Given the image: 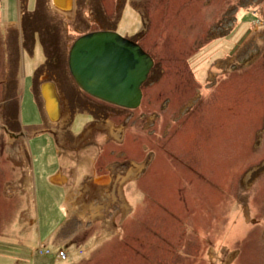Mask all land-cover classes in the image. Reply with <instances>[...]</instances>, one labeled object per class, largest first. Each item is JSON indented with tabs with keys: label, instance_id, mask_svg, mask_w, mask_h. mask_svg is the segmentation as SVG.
I'll list each match as a JSON object with an SVG mask.
<instances>
[{
	"label": "rangeland",
	"instance_id": "obj_1",
	"mask_svg": "<svg viewBox=\"0 0 264 264\" xmlns=\"http://www.w3.org/2000/svg\"><path fill=\"white\" fill-rule=\"evenodd\" d=\"M46 1L0 0V264H264V0ZM102 13L155 66L138 109L70 119L39 37L65 64Z\"/></svg>",
	"mask_w": 264,
	"mask_h": 264
},
{
	"label": "water",
	"instance_id": "obj_2",
	"mask_svg": "<svg viewBox=\"0 0 264 264\" xmlns=\"http://www.w3.org/2000/svg\"><path fill=\"white\" fill-rule=\"evenodd\" d=\"M20 67L24 74V50ZM155 62L136 42L113 30L90 32L72 44L68 68L88 96L127 110L138 109Z\"/></svg>",
	"mask_w": 264,
	"mask_h": 264
},
{
	"label": "trees",
	"instance_id": "obj_3",
	"mask_svg": "<svg viewBox=\"0 0 264 264\" xmlns=\"http://www.w3.org/2000/svg\"><path fill=\"white\" fill-rule=\"evenodd\" d=\"M42 2H45L46 3V5L48 6V3H47V1L46 0H39V2H38V6H37V8H36V12L34 13L35 15H40L39 13H40V11L38 12V7H39V5H41V3ZM88 2H93V0H89ZM41 7V6H40ZM49 7V6H48ZM38 12V13H37ZM103 15V16H102ZM102 15L100 14V16H95V18H96V20L97 21H99V23L102 25V28L101 29H99V30H97V31H101V30H115V27L117 26V24H118V21H117V19H114V21L112 20V19H108V17L106 18V16L104 15V13H102ZM80 16H82L81 14H80ZM38 18V16L36 17V19ZM103 20H105V21H103ZM79 21V20H78ZM102 21H103V23H102ZM47 22V21H46ZM106 22V23H105ZM31 21H30V19L28 18V16H26V17H24L23 18V24H24V26H23V30H24V32H25V36H26V44H25V49H30V47H31V44H35V40H34V36H35V34H39V35H41V33L39 32V31H36V29L35 30H33V26L31 25ZM39 23H41L40 21H39ZM45 27H44V29L43 30H40L41 32H45V31H50L51 32V34L52 33H55V31H53V26H51L52 24H45V23H42ZM107 24V26H104V25H106ZM104 26V27H103ZM34 31V32H33ZM90 32H93V31H87L86 33H83V34H81V36L82 35H84V34H87V33H90ZM43 36V34L39 37V40L43 43V47H44V49H45V51H46V65H42V66H40V67H38L37 69H36V71H35V76H34V78H33V81H34V84H35V87H36V89H38V86H39V83H38V78H39V76H40V74L44 71V68H50V69H54L53 71L56 73H58V76L60 77L59 79H60V83H61V87H62V90H63V92L66 94V98L68 99V101H70V103L72 104V105H74V103L75 102H77V101H79V102H82L81 100L82 99H85L86 97H89V98H86V100H88V101H90V102H92V100L94 101V100H96V99H94V98H92V97H90V96H88L87 94H85L84 92H82V91H80V89L78 88V86L76 85V83L74 82V80H73V78H72V76H71V74H70V71H68V57H69V52L67 51V57H66V60H65V64H64V62L62 61V63L61 64H58L57 66H55L57 63L56 62H54V60H55V52L53 51V50H55V49H59L60 48V45H59V48H57L56 47V45L55 44H53V43H55L54 41H52L53 40V38H49V37H47V38H49L50 40H51V45L50 46H48V44L46 43H44V41L42 40V37ZM56 38V37H55ZM54 38V39H55ZM33 40V41H32ZM28 44H30V45H28ZM72 46V45H71ZM71 48V47H70ZM51 49H52V51H51ZM32 50V52H33V50L34 49H31ZM50 51V52H49ZM31 52V53H32ZM54 53V54H52V53ZM58 52V51H57ZM54 55V56H53ZM15 65H14V69L12 70L13 71V83H12V87H11V91H10V93H11V98H15L16 96V93H17V77H18V67H19V64H18V59H17V57L15 58ZM67 67V68H66ZM69 75V77L73 80V84H70L69 82H71V81H69V80H67L66 78H68V75ZM150 78V77H149ZM149 80V79H148ZM147 83H148V81L145 83V85L143 86V89H144V87L147 85ZM79 90V91H78ZM79 92L81 93V94H79ZM15 94V95H14ZM10 96H9V98H10ZM75 101V102H74ZM97 102H100V101H98L97 100ZM83 106H85V103H81ZM102 104H104L105 105V103H103L102 102ZM128 196V195H127ZM135 202H136V200H134Z\"/></svg>",
	"mask_w": 264,
	"mask_h": 264
},
{
	"label": "flooded vegetation",
	"instance_id": "obj_4",
	"mask_svg": "<svg viewBox=\"0 0 264 264\" xmlns=\"http://www.w3.org/2000/svg\"><path fill=\"white\" fill-rule=\"evenodd\" d=\"M60 86V93L64 95V98L66 99V101L68 102L69 104V113H70V119H72V115H73V111L75 109V106H71L70 104V101H68V99L66 98V94L63 92L62 90V87H61V84H59ZM97 100V99H96ZM99 101V100H98ZM102 102V101H100ZM104 103V102H103ZM102 104V103H101ZM104 105V104H103ZM88 106V105H87ZM86 106V107H87ZM74 107V108H73ZM80 108L83 107V105H79ZM131 112L133 110H127V109H122V108H119V107H116V106H113V105H110V104H107L105 103V107L103 109H98V108H95V111L94 112H91L92 114H94L96 117L98 116L97 113L99 112V115L102 117L103 115L104 116H107V117H115V116H119V117H122L124 116L126 113L128 112ZM96 120V118H95ZM104 133V132H102ZM106 134V133H104ZM108 134V133H107ZM106 134V135H107ZM108 137V135H107Z\"/></svg>",
	"mask_w": 264,
	"mask_h": 264
},
{
	"label": "bare ground",
	"instance_id": "obj_5",
	"mask_svg": "<svg viewBox=\"0 0 264 264\" xmlns=\"http://www.w3.org/2000/svg\"><path fill=\"white\" fill-rule=\"evenodd\" d=\"M56 93L54 94V91L51 88H48L45 91V97H46V109L47 113L52 119H56L59 122H64L66 117L61 114L58 105H57V99H56ZM82 204L87 205V203L80 201ZM87 207H89L87 205Z\"/></svg>",
	"mask_w": 264,
	"mask_h": 264
},
{
	"label": "built area",
	"instance_id": "obj_6",
	"mask_svg": "<svg viewBox=\"0 0 264 264\" xmlns=\"http://www.w3.org/2000/svg\"><path fill=\"white\" fill-rule=\"evenodd\" d=\"M56 258H58L61 261H66L68 259V254L65 250H61L56 255Z\"/></svg>",
	"mask_w": 264,
	"mask_h": 264
},
{
	"label": "crops",
	"instance_id": "obj_7",
	"mask_svg": "<svg viewBox=\"0 0 264 264\" xmlns=\"http://www.w3.org/2000/svg\"><path fill=\"white\" fill-rule=\"evenodd\" d=\"M58 2H59V0H57ZM65 0H60V3H63ZM49 6V5H48ZM35 7H36V5H35ZM50 7L52 8V6L50 5ZM64 14V13H63ZM67 17V16H66ZM60 178V180H62V177H57L56 179H59ZM63 181V180H62Z\"/></svg>",
	"mask_w": 264,
	"mask_h": 264
}]
</instances>
